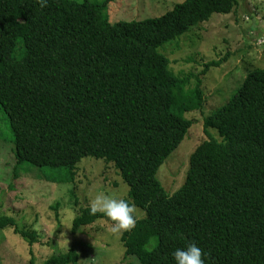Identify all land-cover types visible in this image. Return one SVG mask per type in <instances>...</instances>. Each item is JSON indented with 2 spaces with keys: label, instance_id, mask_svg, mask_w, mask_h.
<instances>
[{
  "label": "trees",
  "instance_id": "trees-1",
  "mask_svg": "<svg viewBox=\"0 0 264 264\" xmlns=\"http://www.w3.org/2000/svg\"><path fill=\"white\" fill-rule=\"evenodd\" d=\"M110 1L0 0V109L16 171L28 164L67 184L84 158L112 165L129 187L125 199L145 212L121 237L141 264H175L171 253L188 243L208 254L205 264H264V68L205 117L183 186L169 194L157 176L194 124L186 115L205 107L202 76L221 66L177 74L159 49L242 0H185L160 17L115 24ZM99 220L109 222L80 209L72 232ZM11 227L38 242L0 217V230ZM79 259L70 249L45 264Z\"/></svg>",
  "mask_w": 264,
  "mask_h": 264
},
{
  "label": "rangeland",
  "instance_id": "rangeland-1",
  "mask_svg": "<svg viewBox=\"0 0 264 264\" xmlns=\"http://www.w3.org/2000/svg\"><path fill=\"white\" fill-rule=\"evenodd\" d=\"M102 3L105 0H74ZM185 0H111L108 4L112 24L157 18ZM264 0H242L230 15L214 14L201 25L159 49L174 73L200 74L205 65L221 62L202 76L205 107L186 115L193 126L177 150L158 171L166 191L173 194L186 180L190 156L206 139L204 119L224 106L253 70L264 68ZM228 55V57H227ZM227 57V58H226ZM14 138L7 115L0 109V217H11L18 229L37 234L38 242H29L14 229L0 230V264H45L55 254L74 249L77 264H141L126 256L121 242L123 233L111 231V223L99 220L72 232L73 220L80 209L89 206L97 192L126 198L129 187L112 165L102 160L84 158L78 165L73 183L56 184L37 174L16 171ZM47 174L49 168H34ZM24 171H27L24 172ZM135 208L137 219L145 212ZM72 214L69 221L66 212Z\"/></svg>",
  "mask_w": 264,
  "mask_h": 264
},
{
  "label": "clouds",
  "instance_id": "clouds-1",
  "mask_svg": "<svg viewBox=\"0 0 264 264\" xmlns=\"http://www.w3.org/2000/svg\"><path fill=\"white\" fill-rule=\"evenodd\" d=\"M41 8L47 6V0H37ZM264 45V44H263ZM66 219L72 214L65 209ZM135 208L128 200L117 194L97 192L89 202V214H102L111 223V231L116 234L131 231L137 222ZM175 264H205L207 253H202L195 243H188L183 248H177L171 253Z\"/></svg>",
  "mask_w": 264,
  "mask_h": 264
},
{
  "label": "built area",
  "instance_id": "built-area-1",
  "mask_svg": "<svg viewBox=\"0 0 264 264\" xmlns=\"http://www.w3.org/2000/svg\"><path fill=\"white\" fill-rule=\"evenodd\" d=\"M264 42L260 43V44H263Z\"/></svg>",
  "mask_w": 264,
  "mask_h": 264
}]
</instances>
